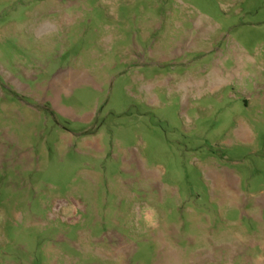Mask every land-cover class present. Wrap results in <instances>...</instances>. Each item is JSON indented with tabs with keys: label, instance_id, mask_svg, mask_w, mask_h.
Here are the masks:
<instances>
[{
	"label": "rangeland",
	"instance_id": "374dc122",
	"mask_svg": "<svg viewBox=\"0 0 264 264\" xmlns=\"http://www.w3.org/2000/svg\"><path fill=\"white\" fill-rule=\"evenodd\" d=\"M0 264H264V0H0Z\"/></svg>",
	"mask_w": 264,
	"mask_h": 264
}]
</instances>
